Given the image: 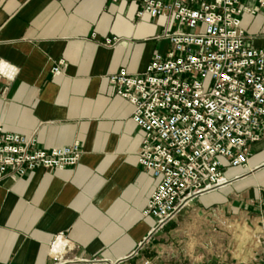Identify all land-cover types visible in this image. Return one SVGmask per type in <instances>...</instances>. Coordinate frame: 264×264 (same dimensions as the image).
I'll return each mask as SVG.
<instances>
[{"label": "crops", "instance_id": "crops-1", "mask_svg": "<svg viewBox=\"0 0 264 264\" xmlns=\"http://www.w3.org/2000/svg\"><path fill=\"white\" fill-rule=\"evenodd\" d=\"M139 10L127 1L0 0V59L15 68L0 80V122L40 148L82 150L72 167L0 176V264H264V138L246 166L225 169V185L163 228L143 215L159 180L139 164L144 132L133 104L109 81L121 68L144 72L170 48L166 19ZM243 25L264 47V15Z\"/></svg>", "mask_w": 264, "mask_h": 264}, {"label": "built area", "instance_id": "built-area-1", "mask_svg": "<svg viewBox=\"0 0 264 264\" xmlns=\"http://www.w3.org/2000/svg\"><path fill=\"white\" fill-rule=\"evenodd\" d=\"M106 1L137 2L139 17L167 22L165 53L157 52L140 74L121 68L109 75L144 132L139 164L159 181L143 215L160 229L194 198L225 185V169L246 166L250 146L264 138V47L250 43L243 25L245 16L264 15V0ZM14 75V66L0 59V80ZM81 156L79 143L43 149L34 136L9 132L0 122V176L65 169Z\"/></svg>", "mask_w": 264, "mask_h": 264}, {"label": "rangeland", "instance_id": "rangeland-1", "mask_svg": "<svg viewBox=\"0 0 264 264\" xmlns=\"http://www.w3.org/2000/svg\"><path fill=\"white\" fill-rule=\"evenodd\" d=\"M254 18H248V25H250V26H252V29L253 30H255V28H253V25L256 23L254 20H253ZM254 23V24H253ZM252 31V30H251ZM179 214V213H178ZM177 214V215H178ZM233 233H234V235L237 237V238H245V236L246 235H248V233H247V231L246 230H234L233 231ZM232 236H233V234H232V232H231V234L229 235V239H232ZM234 242V241H233ZM215 248H218V249H221V246H219V247H215Z\"/></svg>", "mask_w": 264, "mask_h": 264}, {"label": "bare ground", "instance_id": "bare-ground-1", "mask_svg": "<svg viewBox=\"0 0 264 264\" xmlns=\"http://www.w3.org/2000/svg\"><path fill=\"white\" fill-rule=\"evenodd\" d=\"M190 203V202H189ZM189 205V204H188Z\"/></svg>", "mask_w": 264, "mask_h": 264}]
</instances>
